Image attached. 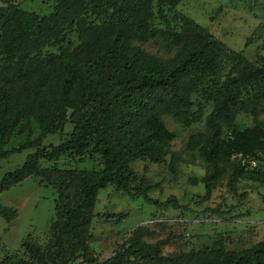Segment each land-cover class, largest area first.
<instances>
[{
  "label": "trees",
  "instance_id": "1",
  "mask_svg": "<svg viewBox=\"0 0 264 264\" xmlns=\"http://www.w3.org/2000/svg\"><path fill=\"white\" fill-rule=\"evenodd\" d=\"M52 1L53 11L46 15L17 6L0 8V159L12 153L4 147L22 121L30 127L33 119L40 129L38 143L25 142L17 148L36 146L20 167L4 173L0 193L33 174L50 180L58 193L49 245L41 250L23 241L33 260L14 264H115L129 257L156 264H264V237L240 251L225 249L217 239L210 247L165 257L158 247L141 240V227L110 257L95 256L88 246L93 208L99 190L107 185L131 197L141 196L160 209L183 207L174 196L164 201L150 198L148 180L134 171L132 163L160 162L170 154L174 134L163 116L184 127L201 120L203 108L200 104L193 108L192 95L201 89L203 77L219 73L229 54L178 10L174 17L181 30L169 34L170 52L159 55L144 47L158 35L154 3L159 18L166 20L165 7L172 9L181 0ZM73 28L76 45L43 53L45 46L64 40ZM249 89L264 96V66L243 58L219 84L204 88L212 110L205 129L190 134L186 148L203 161L205 197L227 169L241 178L263 181L259 171L245 168L249 162L242 163L243 156L256 159L264 148L259 111L243 109L253 114L254 125L234 124L236 105ZM68 121L73 129L67 140L49 148L40 145L45 135L58 133ZM88 152L97 154L98 171L57 168L61 155L82 157ZM41 160L53 165L43 168ZM132 182L138 183L132 186ZM67 254L71 258L65 259Z\"/></svg>",
  "mask_w": 264,
  "mask_h": 264
},
{
  "label": "rangeland",
  "instance_id": "2",
  "mask_svg": "<svg viewBox=\"0 0 264 264\" xmlns=\"http://www.w3.org/2000/svg\"><path fill=\"white\" fill-rule=\"evenodd\" d=\"M11 6L50 14L54 8L52 0H0V8ZM189 16L201 28L228 50L229 58L222 64L217 75L202 78L201 89L192 95L194 107L200 104L203 114L200 121L188 127L175 123L163 116L166 127L173 132L170 154L160 162L138 159L132 163L134 171L145 177L151 189L150 198L160 201L174 196L182 208L168 206L160 209L141 196L131 197L113 185H107L98 192L94 205V216L90 226L88 246L101 260H105L127 240L132 238L137 227L143 228L141 240L158 247L160 255L175 257L201 246H212L221 239L225 249L240 251L252 247L264 237V148L256 154V165H246L261 173L263 181L244 179L227 169L215 181L208 197H205L203 183V161L197 153H191L186 145L190 134L204 130L206 118L212 110V102L204 99V88L215 87L231 71L240 59L254 65L264 66V0H181L174 8L165 7L166 20L157 15L153 26L158 35L144 47L159 55L170 51L169 34L180 32L181 22L174 17V11ZM76 28L70 30L64 40L43 48V53H59L65 47L77 44ZM255 107L258 119L264 126V96L255 90L245 91L236 105L235 125L239 128L255 124L253 114L243 109ZM71 110H68L69 114ZM73 123L66 122L55 134L45 135L41 146L52 147L70 137ZM229 128L225 126V135ZM40 134L38 123L26 120L15 129L4 149L12 153L0 159V180L4 173L20 167L26 156L36 146L17 150L25 142H37ZM176 158V159H175ZM97 154L87 153L82 157L63 154L56 162L63 170L86 169L98 171ZM43 168L53 165L52 161L41 160ZM138 182H132V186ZM58 193L52 182L40 174L29 175L0 193V264H14L19 261L32 262L22 247L25 240L43 250L52 240L50 225L55 218ZM66 242H69L67 240ZM71 258L66 255L65 259ZM60 264V263H59ZM115 264H156L142 258H124Z\"/></svg>",
  "mask_w": 264,
  "mask_h": 264
},
{
  "label": "built area",
  "instance_id": "3",
  "mask_svg": "<svg viewBox=\"0 0 264 264\" xmlns=\"http://www.w3.org/2000/svg\"><path fill=\"white\" fill-rule=\"evenodd\" d=\"M239 157H242L241 155H239ZM246 162H249V164L250 165H252V166H255L256 165V161H255V159H253V158H248L247 156H243L242 157V163L243 164H245Z\"/></svg>",
  "mask_w": 264,
  "mask_h": 264
}]
</instances>
